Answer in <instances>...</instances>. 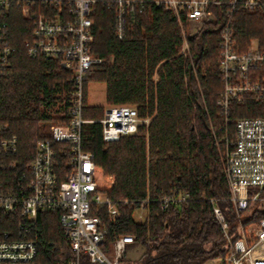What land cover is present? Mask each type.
I'll return each mask as SVG.
<instances>
[{
    "label": "trees",
    "instance_id": "1",
    "mask_svg": "<svg viewBox=\"0 0 264 264\" xmlns=\"http://www.w3.org/2000/svg\"><path fill=\"white\" fill-rule=\"evenodd\" d=\"M229 1L212 5V18L187 35L190 57L179 55L183 42L180 22L163 6L145 4L123 39L115 35L114 12L103 3L94 8L92 51L106 61L85 81L83 117L97 120L104 115V105H90L87 99L89 83L98 81L106 84L108 105L133 104L142 117L154 115L149 127L141 126L137 134L108 143L102 138L99 122L83 126V146L94 153L98 190L121 209L116 223L108 220L104 208L100 212L107 227L105 247L109 249L122 234H134L133 244L145 248L140 264H205L224 257L227 239L214 217L211 199L222 208L229 233L236 232L238 220L228 199L218 149L224 143L218 145L216 138H233L240 117H264V95L248 94L243 103L232 101L227 119L217 104L224 85L219 42ZM7 14L16 49L0 78V137H17L15 157L28 163L38 142L50 138L55 125L69 122L71 72L58 60L29 56L30 20L16 6ZM182 23L186 27L190 20L183 15ZM233 25L239 52L248 50L252 38L264 48V9L236 10ZM257 76L263 78L264 70L254 74ZM54 146L59 179L65 180L68 144ZM172 189L188 192L191 198L164 209L159 199ZM142 207L146 215L137 220L135 213ZM263 216L264 209L255 207L244 215V222ZM14 222L11 216L0 214L1 230ZM32 238L38 247L33 264H65L75 257L58 211L39 214ZM81 260L93 264L85 254Z\"/></svg>",
    "mask_w": 264,
    "mask_h": 264
},
{
    "label": "built area",
    "instance_id": "2",
    "mask_svg": "<svg viewBox=\"0 0 264 264\" xmlns=\"http://www.w3.org/2000/svg\"><path fill=\"white\" fill-rule=\"evenodd\" d=\"M149 2L172 11L180 24L185 15L201 25L212 18V5L221 0H0V78L16 49L7 18L16 6L32 25L31 36L26 40L28 55L58 60L69 70L73 96L69 122L55 125L52 136L38 142L30 162L15 157L17 137H0V214L15 219L12 227L0 229V264L35 262L38 247L32 234L39 214L45 211L60 213L62 230L75 253L65 264H82L83 254L93 264H122L127 245L135 242L136 236L128 233L120 235L109 249L105 247L107 227L100 212L104 208L108 220L116 223L121 209L98 190L94 153L83 146V126L99 122L102 138L108 143L137 134L141 126L149 127L152 117H142L133 104L108 105L97 120L85 119L82 110L85 81L93 69L106 61L92 51L95 6L103 3L114 12L115 35L123 39L137 12ZM229 4L219 42V71L224 85L217 101L226 119L232 101L243 103L248 94L264 95V77H254L264 70V48L252 38L248 50L239 52L233 25L236 10H262L264 0H230ZM216 139L218 145L224 143V148L218 149L224 160L228 199L238 220L236 232L230 234L222 208L211 199L214 217L227 239L225 255L218 260L220 264H264V216L244 222V215L252 213L253 208L264 209V117H240L233 138L224 135ZM55 143L68 144L69 171L65 180L59 179ZM190 198L188 192L172 189L159 203L165 209Z\"/></svg>",
    "mask_w": 264,
    "mask_h": 264
},
{
    "label": "rangeland",
    "instance_id": "3",
    "mask_svg": "<svg viewBox=\"0 0 264 264\" xmlns=\"http://www.w3.org/2000/svg\"><path fill=\"white\" fill-rule=\"evenodd\" d=\"M181 24H180V28L183 34V42L181 45L179 55H183L184 57H190L191 50H190L189 42L187 40V35L195 33L197 30H199L202 27L201 26L202 24L199 25L198 22H192V21H190L189 25L186 27L183 25L182 22ZM154 79L155 80L158 79L157 74L154 76ZM87 99L90 105H104V107L108 106V104L106 103V84L104 82H99V81L89 83ZM220 158H221L222 166H224L223 165L224 160L222 159L221 155ZM145 215H146V210L140 209L136 211L135 218L137 220H142L144 219ZM144 253H145V248L143 246H136L134 244H129L127 245L122 264H140L138 261L140 260V258L143 256ZM205 264H220V261L218 259H213L206 262Z\"/></svg>",
    "mask_w": 264,
    "mask_h": 264
}]
</instances>
